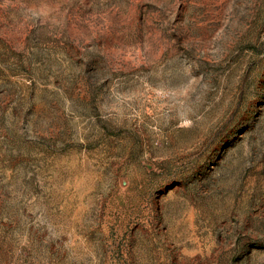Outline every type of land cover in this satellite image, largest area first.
<instances>
[{"label":"rangeland","instance_id":"1","mask_svg":"<svg viewBox=\"0 0 264 264\" xmlns=\"http://www.w3.org/2000/svg\"><path fill=\"white\" fill-rule=\"evenodd\" d=\"M0 264H264V0H0Z\"/></svg>","mask_w":264,"mask_h":264}]
</instances>
